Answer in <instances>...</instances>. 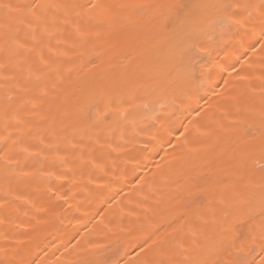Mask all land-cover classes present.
I'll return each instance as SVG.
<instances>
[{"label": "bare ground", "instance_id": "6f19581e", "mask_svg": "<svg viewBox=\"0 0 264 264\" xmlns=\"http://www.w3.org/2000/svg\"><path fill=\"white\" fill-rule=\"evenodd\" d=\"M0 264H264V0H0Z\"/></svg>", "mask_w": 264, "mask_h": 264}]
</instances>
